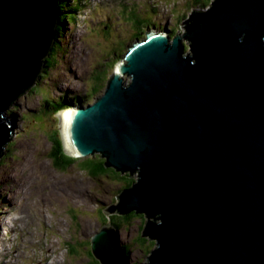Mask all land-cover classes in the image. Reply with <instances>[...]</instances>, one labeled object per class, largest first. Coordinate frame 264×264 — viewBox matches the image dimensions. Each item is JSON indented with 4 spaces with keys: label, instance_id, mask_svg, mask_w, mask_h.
<instances>
[{
    "label": "water",
    "instance_id": "water-1",
    "mask_svg": "<svg viewBox=\"0 0 264 264\" xmlns=\"http://www.w3.org/2000/svg\"><path fill=\"white\" fill-rule=\"evenodd\" d=\"M58 1L0 0V159L14 137L7 111L51 50ZM211 1L184 34L137 41L104 94L69 112L68 156L137 174L104 212L145 216L155 247L143 264H264V0ZM91 250L131 264L111 223Z\"/></svg>",
    "mask_w": 264,
    "mask_h": 264
},
{
    "label": "rangeland",
    "instance_id": "rangeland-1",
    "mask_svg": "<svg viewBox=\"0 0 264 264\" xmlns=\"http://www.w3.org/2000/svg\"><path fill=\"white\" fill-rule=\"evenodd\" d=\"M195 2L75 0L69 3L66 11L72 10L70 21L59 26L52 44L53 47L58 43L60 49L49 51L34 87L7 111L14 137L0 159V264L94 262L90 254L92 236L108 224L105 217H116V212L104 211L112 205L118 206L117 195L120 189H125L124 183L104 177L96 179L83 171L96 154L75 158L76 164L66 171L53 166L52 143L46 133L57 129L61 137L63 128L61 114L54 112L59 107L70 112L93 104L106 91L115 65L125 62L128 49L144 40L147 33L162 35L171 25L176 29V25V31L184 34L185 21L191 12L199 11ZM66 11L62 19L68 15ZM49 58L52 59L48 64ZM124 81L128 83L130 78L125 76ZM97 87L101 89L94 92ZM71 99L76 100L73 105ZM40 111L41 117L47 115L37 117ZM65 150L68 151L66 146ZM11 199L14 201L10 202ZM145 226V216L134 217L129 224L123 222L118 230L122 244L130 248L131 264L145 263L155 247L154 241L145 237L143 241L140 237ZM70 244L77 249L75 253Z\"/></svg>",
    "mask_w": 264,
    "mask_h": 264
},
{
    "label": "trees",
    "instance_id": "trees-1",
    "mask_svg": "<svg viewBox=\"0 0 264 264\" xmlns=\"http://www.w3.org/2000/svg\"><path fill=\"white\" fill-rule=\"evenodd\" d=\"M73 1H75V0H59L58 1V8H59L60 14L58 15V20H57V24H56L55 37H56L57 32L59 31V26L62 25L64 23V21H68L70 19L69 15L72 14L71 13L72 10L70 9L69 11H66V8H67V6L69 7L70 6L69 3L73 2ZM210 2H211V0H196L195 7L197 9H199V10H201V9L204 10V9H206L209 6ZM79 5H80V3H79ZM79 5H77V7ZM64 11H66L68 15L63 17V19H62L61 18L62 15L65 14ZM74 17H76V16L74 15ZM74 20H75V18H74ZM183 20H186V19L184 18ZM176 29L172 31V33H171L172 37L174 36V34H176V32H178V31H176ZM138 35H140V33L137 34L136 36H138ZM55 37H54L53 44L55 42ZM57 48H58V50L60 49V45L58 43L56 45H53L51 50L56 52V51H58ZM51 59L52 58H49L47 60L48 64H49V60H51ZM100 89H101L100 87H97V88L94 89V92H97ZM49 109H50V107L46 108V111H48ZM60 109H61L60 107H59V109H56L54 114H57ZM41 113L42 112L40 111L37 117L43 118L45 115H47V114H45L44 116L41 117ZM27 116H29V115H27ZM40 118H39V121H40ZM38 124H39V122H38ZM43 132H45V131H43ZM46 135L48 136L49 140L52 143V151H51V154H50V159H51V161L53 163V166L57 170L66 171L69 168H71L73 165H75L76 164L75 158L68 156L66 154V152H65V149H64L65 147H64L63 142H62V137H60L58 135V130L54 129L53 131H47ZM83 171H85L91 177L96 178V179L104 177V178H110L112 181H114V183L123 182L125 188L131 187L132 184L136 180L135 178H133L134 175H132V174H129V173L123 174L121 172H118L114 168L108 167L107 166V161H106V159L104 157H102V155H96L94 157V159L92 160V162L87 163V165H85L83 167ZM121 192H122V190L120 189V191L118 192V195H117L119 199H120V196H121ZM116 213H117L116 217L115 216L114 217L113 216L112 217H105V221L108 222V223H111L114 227H116L117 230L120 229V226H121V224L123 222L129 224L130 221L134 217L142 218V216H138L135 213H132V214H129V215H122V214L119 213V211H117ZM119 219H121V220H119ZM104 225H106V223ZM142 232H143V230H142ZM140 237H141V239L143 241H146V239L142 235ZM69 246H71L69 248H71V251L73 253H75L77 251L76 248L73 249L72 244H70ZM90 246H91V243H90ZM90 249H91V247H90ZM126 250H127V253L130 252V248L128 246H126ZM90 254H92V252H90ZM93 259H94V262H92L91 264H100L94 258V256H93Z\"/></svg>",
    "mask_w": 264,
    "mask_h": 264
},
{
    "label": "bare ground",
    "instance_id": "bare-ground-1",
    "mask_svg": "<svg viewBox=\"0 0 264 264\" xmlns=\"http://www.w3.org/2000/svg\"><path fill=\"white\" fill-rule=\"evenodd\" d=\"M58 14H60V12L58 13ZM129 52V51H128ZM128 54V53H127ZM38 79V78H37ZM12 106V105H11ZM74 109H76V108H73V109H70V112L72 111V110H74ZM69 112L68 111H65V112H63V113H61V119H62V122H63V128H62V130H61V134H62V136L61 137H63V140H64V147L66 146V149H68V151L69 152H73V150H72V148H71V146H70V144H69V141H68V138H67V134H66V129H67V121H68V118H69ZM65 149V148H64ZM67 150H65V152H66ZM66 152L67 153V155L68 154H71V155H74V152L73 153H69V152ZM133 175H136L137 176V174L136 173H134ZM18 184V183H17ZM18 187V186H17ZM14 201V199H11L10 200V202H13ZM115 212H117V211H115ZM142 216H144V215H142ZM131 262V261H130Z\"/></svg>",
    "mask_w": 264,
    "mask_h": 264
},
{
    "label": "clouds",
    "instance_id": "clouds-1",
    "mask_svg": "<svg viewBox=\"0 0 264 264\" xmlns=\"http://www.w3.org/2000/svg\"><path fill=\"white\" fill-rule=\"evenodd\" d=\"M210 4H211V3H210ZM210 4H209V6H210ZM209 6H208V7H209ZM208 7H207V8H208ZM115 66H116V65H115ZM114 68H115V67H114ZM109 81H110V80H109ZM109 81H108V82H109ZM108 84H109V83H108ZM96 99H98V98H96ZM95 101H96V100H95Z\"/></svg>",
    "mask_w": 264,
    "mask_h": 264
},
{
    "label": "flooded vegetation",
    "instance_id": "flooded-vegetation-1",
    "mask_svg": "<svg viewBox=\"0 0 264 264\" xmlns=\"http://www.w3.org/2000/svg\"><path fill=\"white\" fill-rule=\"evenodd\" d=\"M72 101H73V99H72ZM68 103V102H67Z\"/></svg>",
    "mask_w": 264,
    "mask_h": 264
}]
</instances>
